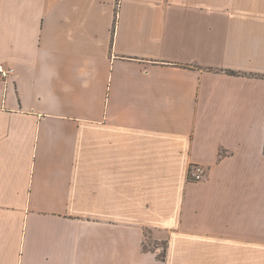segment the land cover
<instances>
[{"label": "crops", "instance_id": "obj_1", "mask_svg": "<svg viewBox=\"0 0 264 264\" xmlns=\"http://www.w3.org/2000/svg\"><path fill=\"white\" fill-rule=\"evenodd\" d=\"M0 66V264H264V0H0Z\"/></svg>", "mask_w": 264, "mask_h": 264}, {"label": "built area", "instance_id": "obj_2", "mask_svg": "<svg viewBox=\"0 0 264 264\" xmlns=\"http://www.w3.org/2000/svg\"><path fill=\"white\" fill-rule=\"evenodd\" d=\"M13 73V70L6 69L3 66H0V75L3 79H9L11 74ZM206 178V172L203 167L201 166H193L191 169V181L194 182H200Z\"/></svg>", "mask_w": 264, "mask_h": 264}, {"label": "trees", "instance_id": "obj_3", "mask_svg": "<svg viewBox=\"0 0 264 264\" xmlns=\"http://www.w3.org/2000/svg\"><path fill=\"white\" fill-rule=\"evenodd\" d=\"M229 73L231 75H236V76H240L241 75V74H238V73H235V72H229ZM162 246L164 247V251L161 253L160 258L164 260L165 257H166V252H167V244L164 243Z\"/></svg>", "mask_w": 264, "mask_h": 264}, {"label": "rangeland", "instance_id": "obj_4", "mask_svg": "<svg viewBox=\"0 0 264 264\" xmlns=\"http://www.w3.org/2000/svg\"><path fill=\"white\" fill-rule=\"evenodd\" d=\"M153 248V247H152ZM162 250V252L164 251V247L161 249Z\"/></svg>", "mask_w": 264, "mask_h": 264}]
</instances>
